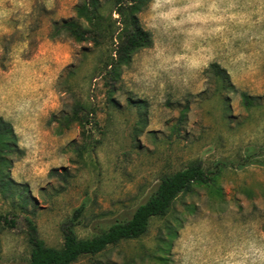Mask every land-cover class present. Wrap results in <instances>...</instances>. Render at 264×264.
Returning <instances> with one entry per match:
<instances>
[{
	"label": "rangeland",
	"instance_id": "374dc122",
	"mask_svg": "<svg viewBox=\"0 0 264 264\" xmlns=\"http://www.w3.org/2000/svg\"><path fill=\"white\" fill-rule=\"evenodd\" d=\"M77 4L17 0L9 33L0 31V119L20 151L8 155L15 185L0 188V264L29 263L26 218L47 246L60 249L62 224L80 208L77 235L91 238L193 164L230 167L179 196L145 236L75 264H172L184 221L211 219L223 236L227 221L264 217L257 207H264V24L230 26L212 41L215 59L207 67L179 69L146 88L124 78L130 63L118 75L104 65L113 53L106 47L53 38L55 23L76 18ZM113 9L106 4L102 15ZM242 31L248 35L233 38Z\"/></svg>",
	"mask_w": 264,
	"mask_h": 264
},
{
	"label": "clouds",
	"instance_id": "9594fccd",
	"mask_svg": "<svg viewBox=\"0 0 264 264\" xmlns=\"http://www.w3.org/2000/svg\"><path fill=\"white\" fill-rule=\"evenodd\" d=\"M16 3L0 0V31L5 34ZM139 23L148 43L131 57L124 78L149 88L165 77L173 79L179 69L207 67L215 59L212 41L224 38L230 26L264 24V0H148ZM16 29L23 31L24 24L18 23ZM246 35L233 32L234 39ZM237 59H244V54ZM257 207L264 212V207ZM224 227L221 236L211 219L184 221L173 242L172 264H264V217L255 213L246 222L230 220Z\"/></svg>",
	"mask_w": 264,
	"mask_h": 264
},
{
	"label": "trees",
	"instance_id": "16d2710c",
	"mask_svg": "<svg viewBox=\"0 0 264 264\" xmlns=\"http://www.w3.org/2000/svg\"><path fill=\"white\" fill-rule=\"evenodd\" d=\"M148 0H78L76 18L54 24L53 38L66 35L77 43L88 42L95 48L106 47L113 51L104 65L118 75V69L130 63L131 57L148 43L147 34L142 31L139 15ZM106 4H112V15L104 17ZM117 17V18H115ZM20 152L12 127L0 119V188L8 190L14 186L9 177L12 161L8 155ZM222 162L207 171L201 164H193L162 180L148 201L140 205L130 217L116 219L106 230L87 239H80L76 229L83 224L84 208L62 224L64 245L62 248L47 246L40 237L36 223L26 218L28 240L32 247L28 264H75L83 257L102 254L109 247L124 241L136 240L145 236L155 218H163L170 212L173 203L181 195L191 192L195 185H211L230 164ZM247 165H241V168Z\"/></svg>",
	"mask_w": 264,
	"mask_h": 264
}]
</instances>
